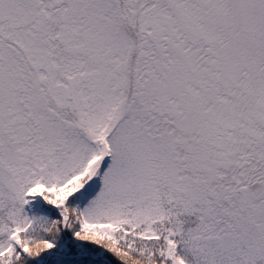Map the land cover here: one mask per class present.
<instances>
[{
	"label": "snow or ice",
	"instance_id": "obj_1",
	"mask_svg": "<svg viewBox=\"0 0 264 264\" xmlns=\"http://www.w3.org/2000/svg\"><path fill=\"white\" fill-rule=\"evenodd\" d=\"M0 264H264V0H0Z\"/></svg>",
	"mask_w": 264,
	"mask_h": 264
}]
</instances>
